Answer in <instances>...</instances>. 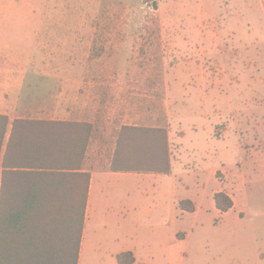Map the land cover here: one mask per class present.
Segmentation results:
<instances>
[{
    "label": "crops",
    "instance_id": "obj_1",
    "mask_svg": "<svg viewBox=\"0 0 264 264\" xmlns=\"http://www.w3.org/2000/svg\"><path fill=\"white\" fill-rule=\"evenodd\" d=\"M46 1L49 0H0V116L9 120L5 134L0 135V202L4 172L26 170L15 167L14 159L10 158L9 165H5L16 120L90 123L94 131L80 170L90 174V185L79 264H87L91 252H96L95 232L100 219L104 221L105 229L113 227L117 230L113 251L117 264V256L128 252L135 256L134 264H184L192 240L196 248L200 247L198 224L209 213L220 219L233 215L244 225L243 231L233 232L229 238L231 250L239 262L225 264H264V214L252 205L250 194L253 185L264 181V161L256 159L247 147L256 139L241 138L238 141L244 156L235 167L223 166L221 160L212 157L214 187L192 170H184L189 165L183 161L184 133L182 136L173 134L169 95L166 93L162 99L163 113L159 112L156 106L158 85L150 82L149 77L133 83L127 78L130 74H142L137 68H133L134 72L124 68L119 70L117 83L111 82L109 75L113 72L91 65L95 36L62 32V27L82 26L83 21L29 17L31 12L47 10ZM52 5L56 2L52 1ZM118 39L124 44L118 47L123 52L127 49L125 43L135 42L137 38ZM169 42L178 40L171 38ZM24 51L28 53V59L25 57L21 64L17 58ZM31 52L37 53L36 56L32 57ZM174 70L178 72L174 73ZM174 70L163 73L169 76L164 79L165 84L160 85L166 92L182 86L185 91L200 90L204 97L207 91L216 93L219 84L205 82L203 67ZM178 73L187 78L182 82L174 79V86L170 76ZM193 76H197L195 81ZM136 90L142 93H134ZM103 91L112 94L110 97L115 96L113 92H118L113 101L115 104L103 96ZM207 118L211 122L210 116ZM123 126L168 130L171 172L112 171L118 133ZM2 127L0 122V131ZM216 128H211V142L227 141L229 133L224 131L217 135ZM259 137L264 139V136ZM112 138L113 145H110ZM12 154L13 151L8 156ZM104 154L108 155L105 161ZM257 166L259 170L255 169ZM220 170L225 171L223 182L217 178ZM172 177L178 178L172 180ZM219 192H225L234 201V207L226 213H221L216 206L215 194ZM183 201L192 202L195 211L183 210L180 206ZM242 235L247 236L246 243L240 242Z\"/></svg>",
    "mask_w": 264,
    "mask_h": 264
},
{
    "label": "rangeland",
    "instance_id": "obj_2",
    "mask_svg": "<svg viewBox=\"0 0 264 264\" xmlns=\"http://www.w3.org/2000/svg\"><path fill=\"white\" fill-rule=\"evenodd\" d=\"M52 1L56 2L55 6ZM46 4L47 10L31 12L29 17L83 21L82 26L62 27V32L95 36L91 65L115 73L109 75L111 82L117 83L119 70L134 72L133 68H137L142 74L137 72L139 74H130L127 78L133 83L149 77L150 82L158 85L156 106L159 112L163 113L162 99L166 93L169 95L173 134L182 136L184 133L183 161L190 165L184 170H192L214 187L212 157L221 160L223 166H237L244 156L238 146L241 138L256 139L247 147L256 159L264 161V139L259 137L264 136V0H49ZM122 37L137 39L125 43L127 49L121 52L118 47L124 44L118 42L121 40L118 38ZM171 38L178 42H169ZM31 53L32 57L37 54ZM24 58L28 59L25 51L17 61L22 64ZM197 66L206 70L205 82L219 84L215 94L207 91L204 97L202 91H185L182 86L166 92L160 86L169 78L163 74L165 70ZM184 78L187 76L182 73L174 74L170 82L174 79L182 82ZM196 79L197 76H193V80ZM138 92L142 93L134 91ZM107 93L103 91V96L115 104L118 92H113L114 97ZM207 116L211 122L207 121ZM211 128H216L217 135L227 131V141L211 142ZM107 156L104 154V161ZM255 169L259 170L258 166ZM177 172L181 173L180 169ZM177 178L172 177V180ZM217 178L223 182L225 171L220 170ZM250 194L252 205L264 214V181L253 185ZM103 222L100 219L96 225V252H91L87 264H117L113 256L117 230L105 229ZM198 226L200 247L196 248L192 240L184 264L239 262L229 238L233 232L243 231L244 225L233 215L220 219L212 213L205 214ZM240 242L246 243L247 236L242 235Z\"/></svg>",
    "mask_w": 264,
    "mask_h": 264
},
{
    "label": "trees",
    "instance_id": "obj_3",
    "mask_svg": "<svg viewBox=\"0 0 264 264\" xmlns=\"http://www.w3.org/2000/svg\"><path fill=\"white\" fill-rule=\"evenodd\" d=\"M2 130L9 122L0 116ZM94 126L57 121L14 122L7 159L26 170L5 171L0 202V264H79L90 174L80 172ZM13 149V150H12ZM13 154L8 156V154ZM10 158V159H9ZM114 172H171L166 129L123 126L112 159ZM221 213L234 207L225 192L215 194ZM194 212L190 201L180 203ZM134 264L133 253L117 256Z\"/></svg>",
    "mask_w": 264,
    "mask_h": 264
}]
</instances>
